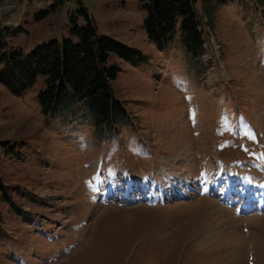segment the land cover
Returning <instances> with one entry per match:
<instances>
[{
	"label": "rangeland",
	"instance_id": "1",
	"mask_svg": "<svg viewBox=\"0 0 264 264\" xmlns=\"http://www.w3.org/2000/svg\"><path fill=\"white\" fill-rule=\"evenodd\" d=\"M194 6L197 55L180 20L149 38L143 0H0L2 41L24 55L73 38L84 10L141 57L107 58L125 110L109 126L72 96L44 111L41 75L20 94L0 82V264H264V208L234 206L264 176V0Z\"/></svg>",
	"mask_w": 264,
	"mask_h": 264
},
{
	"label": "trees",
	"instance_id": "2",
	"mask_svg": "<svg viewBox=\"0 0 264 264\" xmlns=\"http://www.w3.org/2000/svg\"><path fill=\"white\" fill-rule=\"evenodd\" d=\"M195 1L143 0L149 38L158 45L164 44L180 20L183 44L190 53L200 54L203 39L198 30ZM83 12L87 23L83 27L73 25V38L39 44L25 55L20 50L6 47L2 37L9 29L0 28V82L13 94H20L41 75L44 87L38 96L44 111L66 107L72 96L75 101L87 103L96 127L109 126L124 115L125 110L110 83L119 68L108 66L107 58L110 53H115L135 63L141 57L125 45L98 33L93 21Z\"/></svg>",
	"mask_w": 264,
	"mask_h": 264
},
{
	"label": "bare ground",
	"instance_id": "3",
	"mask_svg": "<svg viewBox=\"0 0 264 264\" xmlns=\"http://www.w3.org/2000/svg\"><path fill=\"white\" fill-rule=\"evenodd\" d=\"M257 183H258V186L260 185V188L263 189V187H264V180H262L261 182H257ZM263 195H264V190H263Z\"/></svg>",
	"mask_w": 264,
	"mask_h": 264
}]
</instances>
